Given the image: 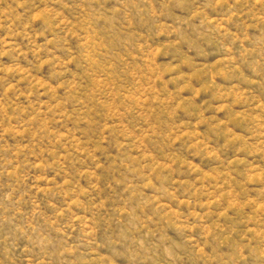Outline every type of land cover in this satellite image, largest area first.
Returning <instances> with one entry per match:
<instances>
[{
    "label": "rangeland",
    "instance_id": "1",
    "mask_svg": "<svg viewBox=\"0 0 264 264\" xmlns=\"http://www.w3.org/2000/svg\"><path fill=\"white\" fill-rule=\"evenodd\" d=\"M0 264H264V0H0Z\"/></svg>",
    "mask_w": 264,
    "mask_h": 264
}]
</instances>
